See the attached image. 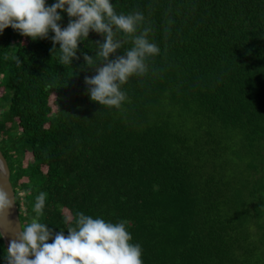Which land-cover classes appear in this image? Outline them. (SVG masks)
<instances>
[{
	"label": "trees",
	"instance_id": "1",
	"mask_svg": "<svg viewBox=\"0 0 264 264\" xmlns=\"http://www.w3.org/2000/svg\"><path fill=\"white\" fill-rule=\"evenodd\" d=\"M112 3L142 12L160 48L120 109L86 95L102 35L70 66L52 33L0 34V151L21 225L44 192L50 228L77 212L126 221L143 264H264V0Z\"/></svg>",
	"mask_w": 264,
	"mask_h": 264
},
{
	"label": "clouds",
	"instance_id": "2",
	"mask_svg": "<svg viewBox=\"0 0 264 264\" xmlns=\"http://www.w3.org/2000/svg\"><path fill=\"white\" fill-rule=\"evenodd\" d=\"M64 15L69 19L62 27ZM9 27L33 41L52 33V52L58 53V63L70 66L79 58L78 46L88 41L90 32L102 35L103 42L94 43L100 62L92 67L95 75L85 76L84 85L92 102L108 108H121L127 100L122 85L133 76H144L149 59L160 52L148 38L151 29L144 14L117 13L112 0H53L50 5L47 0H0V34ZM129 39L131 46L115 56ZM81 56L85 65L94 63V56L86 52ZM45 201L44 192L35 197V216L9 242L4 264H143L141 245L131 242L126 221L77 212L74 226L54 230L40 219ZM15 203V196L0 187V239L5 235L7 211Z\"/></svg>",
	"mask_w": 264,
	"mask_h": 264
},
{
	"label": "water",
	"instance_id": "3",
	"mask_svg": "<svg viewBox=\"0 0 264 264\" xmlns=\"http://www.w3.org/2000/svg\"><path fill=\"white\" fill-rule=\"evenodd\" d=\"M0 187H3L5 190H7L9 192V195L15 196V191L10 181V169L1 151H0ZM6 221H7V227L3 229L5 235L4 238L2 239L5 249H7L9 242L15 238L16 232L22 226L16 203L7 211Z\"/></svg>",
	"mask_w": 264,
	"mask_h": 264
}]
</instances>
